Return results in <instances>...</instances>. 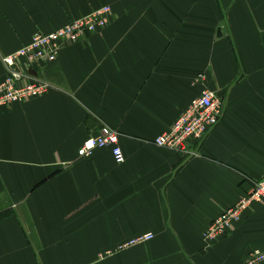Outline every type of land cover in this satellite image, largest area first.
Here are the masks:
<instances>
[{"label": "crops", "instance_id": "1", "mask_svg": "<svg viewBox=\"0 0 264 264\" xmlns=\"http://www.w3.org/2000/svg\"><path fill=\"white\" fill-rule=\"evenodd\" d=\"M103 5L105 30L29 69L48 93L0 107V264H247L264 202L203 236L264 177V0H0V84L3 57ZM207 72L223 118L190 154L156 146ZM112 130L124 163L111 146L78 157Z\"/></svg>", "mask_w": 264, "mask_h": 264}, {"label": "built area", "instance_id": "2", "mask_svg": "<svg viewBox=\"0 0 264 264\" xmlns=\"http://www.w3.org/2000/svg\"><path fill=\"white\" fill-rule=\"evenodd\" d=\"M113 9L110 5L96 8L90 14L74 19L52 32H37L32 40L11 55L3 57L8 69L7 77L0 84V107L10 108L16 103L45 95L51 89L48 82L34 79L29 69L42 61L54 62L68 44L84 42L89 34L105 30L111 23ZM208 74L202 73L197 80L207 84L195 97L180 117L168 129L159 134L153 143L161 148L190 154V146L205 139L218 125L225 113V100L217 89L209 84ZM112 147L118 164L125 162L117 131L90 136L78 150L79 158L91 157L99 148ZM255 202H264V177L256 180L251 190L239 201L225 209L204 233L206 248L222 236L232 233L246 211ZM153 232L126 241L119 249H126L154 239ZM247 264H264V250L252 249L247 255Z\"/></svg>", "mask_w": 264, "mask_h": 264}, {"label": "rangeland", "instance_id": "3", "mask_svg": "<svg viewBox=\"0 0 264 264\" xmlns=\"http://www.w3.org/2000/svg\"><path fill=\"white\" fill-rule=\"evenodd\" d=\"M207 74H208V72H207Z\"/></svg>", "mask_w": 264, "mask_h": 264}]
</instances>
